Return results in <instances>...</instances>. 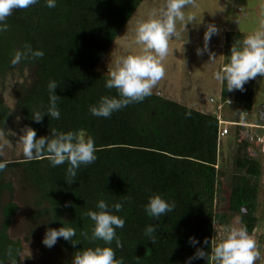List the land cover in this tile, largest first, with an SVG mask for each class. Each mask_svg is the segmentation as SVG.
I'll list each match as a JSON object with an SVG mask.
<instances>
[{"label": "trees", "instance_id": "16d2710c", "mask_svg": "<svg viewBox=\"0 0 264 264\" xmlns=\"http://www.w3.org/2000/svg\"><path fill=\"white\" fill-rule=\"evenodd\" d=\"M140 1L56 0V6L49 8L46 0H38L29 9L15 10L8 17L9 28L0 33V78L14 67L11 57L26 42L34 50L44 52L43 58L17 65L19 70L25 66L32 70L31 81L19 88L16 99L24 126L34 128L37 137L50 135L51 129L83 131L94 139L99 150L97 160L81 165L71 185L66 182L67 163L53 167L46 158L25 157L9 161L6 169L0 171V196L4 190L11 195L13 192L6 173L21 171L20 175L37 193L35 216L46 215L49 228L64 224L76 229L74 239L81 242L75 247L62 238L57 241L72 257L83 248L95 246L80 237L81 231L91 234L94 223L84 214L98 210L100 199L109 208L124 202L123 211L115 213L125 219L124 227L116 230L123 247L116 248L115 241L111 244L117 259L123 258L124 264H186L198 247L210 250L203 241L207 239L212 246L213 223L226 222V215L218 213L214 205L221 182L215 116L153 91L142 102L128 105L108 118L95 117L89 111V106L97 104L101 96H118L114 89L105 87L108 74L96 67ZM242 40L239 32H225V64L232 45L239 46ZM52 80L59 85L54 91L60 96V118L53 119L45 113L43 121L36 123L32 112L46 111L47 86ZM252 85L250 80L244 91L237 90L233 95L238 110L251 113ZM220 93L223 98L228 96L225 84L221 83ZM189 112L191 115H186ZM9 117L0 102V122L4 124ZM239 129L232 134L234 143ZM257 154L246 140L235 143L229 178L228 208L231 213H239L240 226L249 233L257 221L254 211L261 174ZM157 193L175 202L173 211L158 221L145 212L149 197ZM16 210L11 198L2 206L0 264L20 261V243L7 233ZM149 224L158 229L154 244L145 236ZM189 237L199 243L190 245ZM95 243L103 245L102 241ZM66 264H71V260H66ZM192 264L213 262L197 259Z\"/></svg>", "mask_w": 264, "mask_h": 264}, {"label": "clouds", "instance_id": "9594fccd", "mask_svg": "<svg viewBox=\"0 0 264 264\" xmlns=\"http://www.w3.org/2000/svg\"><path fill=\"white\" fill-rule=\"evenodd\" d=\"M38 0H0V33L8 30L7 19L15 10L29 9ZM196 0H164L158 13L148 19L139 22L135 28V43L140 49L135 54H128L115 60L114 66L108 67V78L105 87L115 90L118 96H101L97 104L89 106L90 113L95 117L108 118L114 112L127 107L128 105L142 102L152 94L157 83L164 78L166 69L164 61L169 55L170 42L179 37L177 22L186 27L189 22H195L194 14H186L185 9L195 6ZM49 8L56 6V0H46ZM219 30L214 24H209L204 32V48L197 49V54L202 55L208 50V44L212 36L218 34ZM44 52L33 49L31 44L26 42L23 49L16 50L10 60L11 65L16 66L22 61H35L43 58ZM210 59L214 55L209 52ZM25 76L28 70L25 69ZM257 77H264V22L261 30L245 36L239 46L232 45L228 63L224 64L214 73V78L226 85L228 91H244V85ZM54 80L48 83L49 103L46 111L33 110L32 119L41 123L45 113L53 118H60L58 101L60 96L54 91L58 87ZM11 111L15 107L14 101L9 103ZM43 107V105H41ZM190 116L191 113H186ZM16 119L19 121L20 117ZM0 141L4 140V133L0 130ZM22 154L27 160L46 158L53 167L68 164L66 182L71 185L77 179V171L81 165H89L97 160L96 152L99 150L91 136L85 135L83 131H58L50 130V135L37 137L36 130L26 126L17 139ZM3 152V144H0V154ZM9 163L6 159H0V171H4ZM130 201V197L125 198ZM68 204H65L67 207ZM98 210H89L84 215L93 221L91 234L88 231H81L80 237L83 240L95 244L94 247L83 248L75 252L71 264H124L123 258L117 259L116 251L111 244L115 241L116 248L123 245L117 235V229L123 228L125 219L115 213L122 212L124 202H116L111 208L104 199L97 202ZM175 202H169L160 194H153L145 205V212L154 220H159L173 211ZM158 229L155 225L149 224L145 229V236L152 244L156 242ZM224 235L211 247L209 241H203L205 248H197L195 253L188 258L186 264H192L193 260L211 259L213 264H256L261 258L258 243L251 236L246 227L231 226L224 229ZM76 237V229L71 226L59 228H48L43 237L42 243L51 248L59 239L71 242L73 247L81 242ZM102 241L103 245L95 242ZM199 242L195 237H189L190 245H197Z\"/></svg>", "mask_w": 264, "mask_h": 264}, {"label": "rangeland", "instance_id": "374dc122", "mask_svg": "<svg viewBox=\"0 0 264 264\" xmlns=\"http://www.w3.org/2000/svg\"><path fill=\"white\" fill-rule=\"evenodd\" d=\"M163 3L164 0H141L139 2L130 19L103 55L96 67L97 71L108 74V67H113L117 58L139 51L140 46L135 43V28L139 22L158 13ZM185 12L194 14L196 21L189 22L186 27L177 22L180 35L170 42L169 55L164 61L166 74L154 87L153 92L188 107L214 113L215 106L209 103L208 99L218 98L220 93L221 82L214 78V73L225 64L224 34L228 30L239 32L244 39L245 36L261 30L262 22H264V0H196L195 6H189ZM209 24H214L219 32L212 36L208 50L198 55L197 49L204 48V32ZM209 52L214 55V58L210 59ZM17 67L16 65L10 68L0 78V102L10 115L4 124L0 122L4 140L8 141V143L0 141V144H3L0 157L8 161L24 159L17 139L25 126L16 108V99L19 88L23 84H28L32 78V70L29 66L21 70ZM25 69L28 70L27 76L24 74ZM255 82L257 88L253 91L254 103L260 108L264 105V77H257L254 79ZM236 92L237 90L229 91L228 97H233ZM12 101L15 107L11 111L9 103ZM227 108L229 110L225 108V112L232 114L238 110L235 105ZM17 116L20 117L19 121L16 119ZM250 116L249 114L246 119ZM257 117L255 111L252 113L251 120L256 121ZM241 119L244 117L242 116ZM234 147L233 135L220 141L217 168L221 172L218 174L221 182L218 185L214 205L218 213L226 215V222L215 221L213 223L212 245L219 242L225 234V228L240 226L239 213H231L228 208L229 178ZM257 156L263 168H261L258 179V194L254 211L257 218L256 226L249 234L257 241L261 253V258L256 261V264H264V149ZM20 173L22 172L17 170L6 173L5 179L12 182L13 192L11 195L8 190H4L0 196V227L2 206L11 198L17 210L11 218L7 233L11 239L20 243L19 264H66V260L73 259L69 251L57 243L51 248L42 243L45 232L49 228V220L46 215L35 216L38 209L35 204L37 193Z\"/></svg>", "mask_w": 264, "mask_h": 264}, {"label": "built area", "instance_id": "2783aa9c", "mask_svg": "<svg viewBox=\"0 0 264 264\" xmlns=\"http://www.w3.org/2000/svg\"><path fill=\"white\" fill-rule=\"evenodd\" d=\"M208 102L215 106V112L212 114L217 120L218 146H220V141L223 138L232 135L235 129L240 127L241 129H239L236 137V144L242 140H246L258 152L264 149V124L248 121L246 118L249 112L245 109H239L233 112L234 114L225 112V108L229 110L227 107L235 105L236 101L234 97L227 96L223 98L221 93H219L218 98L210 97ZM242 116L244 119H241ZM252 128L261 129L263 133H254L251 131Z\"/></svg>", "mask_w": 264, "mask_h": 264}, {"label": "crops", "instance_id": "0c3cea01", "mask_svg": "<svg viewBox=\"0 0 264 264\" xmlns=\"http://www.w3.org/2000/svg\"><path fill=\"white\" fill-rule=\"evenodd\" d=\"M253 81V85H252V88H253V90H252V109H251V113L249 112V114L251 115L247 120L248 121H251V122H255V123H259V124H264V119H261L259 116H258V114H257V110H258V107H256V105H255V103H254V94H253V91H254V89H256L257 87H256V82L254 83V80H252ZM256 111V114H257V120L256 121H254V120H251L252 119V113L253 112H255ZM255 114V113H254ZM260 130L261 129H257V128H252L251 129V131H253L254 133H258V134H260L261 132L263 133V131H261L260 132ZM256 158H259L258 156L256 157ZM261 168H263V166H261Z\"/></svg>", "mask_w": 264, "mask_h": 264}, {"label": "water", "instance_id": "95a60500", "mask_svg": "<svg viewBox=\"0 0 264 264\" xmlns=\"http://www.w3.org/2000/svg\"><path fill=\"white\" fill-rule=\"evenodd\" d=\"M257 114L258 116L261 118V119H264V105H262L260 108H258L257 110ZM87 135V134H85ZM244 213H245V210L243 209Z\"/></svg>", "mask_w": 264, "mask_h": 264}]
</instances>
